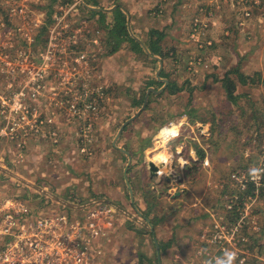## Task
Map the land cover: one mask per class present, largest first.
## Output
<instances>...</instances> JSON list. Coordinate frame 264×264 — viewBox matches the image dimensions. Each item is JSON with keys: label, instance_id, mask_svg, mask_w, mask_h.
<instances>
[{"label": "rangeland", "instance_id": "1", "mask_svg": "<svg viewBox=\"0 0 264 264\" xmlns=\"http://www.w3.org/2000/svg\"><path fill=\"white\" fill-rule=\"evenodd\" d=\"M160 1L0 0V192L24 196V181H34L52 185L57 195H107L122 204L130 229L144 234L153 225L146 217L171 213L175 204L168 201L182 193V167L189 172L190 195L213 207L191 264L203 263L197 259L203 227L215 218L232 223L242 213L244 264H264V185L244 180L243 187L234 177L249 179L264 163V0H197L193 11L169 7L161 14ZM124 24L126 34L113 33ZM154 29L164 34V59L155 56L163 60L161 77L169 83L150 94L117 140L132 159L129 186V155L113 141L140 110L147 90L165 85L156 76L159 60L146 51ZM226 75L236 83V102L227 97ZM176 119L173 128L163 127ZM84 144L90 153L81 151ZM195 159L202 165L192 167ZM151 161L156 173L163 172L157 179L150 176ZM198 178L213 184L196 187ZM159 195L169 200L154 204ZM141 199L149 217L139 214ZM232 200L235 209L227 206Z\"/></svg>", "mask_w": 264, "mask_h": 264}, {"label": "built area", "instance_id": "2", "mask_svg": "<svg viewBox=\"0 0 264 264\" xmlns=\"http://www.w3.org/2000/svg\"><path fill=\"white\" fill-rule=\"evenodd\" d=\"M163 11L161 8L160 14ZM191 36L198 33L193 31ZM81 151L90 153L86 144ZM261 167L249 179L239 173L234 177L243 187L247 182L264 185V163ZM23 185L28 189L24 196H4L0 192V264H103L105 252L100 242L115 231L125 213L121 203L102 195L81 196L76 190L57 195L51 192L52 185L34 181H24ZM235 205L232 200L227 206L235 209ZM245 214L232 223L215 218L211 226L203 227V244L197 254L202 264H231L236 258L244 264L248 252L239 244L246 241L240 236Z\"/></svg>", "mask_w": 264, "mask_h": 264}, {"label": "crops", "instance_id": "3", "mask_svg": "<svg viewBox=\"0 0 264 264\" xmlns=\"http://www.w3.org/2000/svg\"><path fill=\"white\" fill-rule=\"evenodd\" d=\"M196 1L197 0H170V2L167 3V6L165 3L161 4H164L163 8L165 12L169 7L176 8L179 11L183 10V8L191 9L193 11ZM187 4L189 7H186ZM187 9L186 11H189ZM138 26H140V24ZM124 129L123 131H125ZM202 146L207 151V148L204 147L203 144ZM193 153L196 155V150L193 151ZM145 160L147 162L146 155ZM196 160L197 159H195L192 167H195L197 163V167L202 165L201 163H203V160L197 161V163ZM205 161V166L210 165L209 158ZM4 164H2V166H4ZM176 169H178V167ZM162 173L150 176L157 179ZM187 175H189V172H187L186 169L182 167L178 169V176L181 177L179 179V184H182V193L177 192L176 196H171L170 201H168L170 204H175L174 207H172V210L175 211V213L171 210V213H169L168 216L160 217L159 215V217L153 219L150 218V221L153 223V231H144V234H137L136 231L130 229L132 223L127 224L126 221L123 220V217H121L122 220L116 225L115 231L108 238L100 242L105 252L103 264H174L176 262H178V264H191L194 257L192 250L194 249V244L197 243L200 227L203 223L208 221L210 217L209 210L213 207H211L210 203L205 199L203 202V198L200 199L190 195L189 189L192 188V185L190 187L187 185V179H189ZM167 180L169 182L170 178H167ZM176 181H178V179H176ZM138 184L137 187H140ZM192 184L196 187L201 186L204 188L210 187L213 182L212 178L203 181L202 178H198L193 181ZM78 192L81 196L90 195L85 191ZM105 196L108 198L107 195ZM157 199L159 202L169 200L165 196L159 195L154 204L158 203ZM121 200H124L122 196ZM130 200L131 202H134L132 201V198ZM148 207V202L142 199L139 201L140 209H138L143 215L149 217L148 213L150 210H146ZM155 237L159 242V248L155 242ZM160 248L162 253H160ZM255 257L261 258L260 256ZM171 260L172 263L170 262Z\"/></svg>", "mask_w": 264, "mask_h": 264}, {"label": "trees", "instance_id": "4", "mask_svg": "<svg viewBox=\"0 0 264 264\" xmlns=\"http://www.w3.org/2000/svg\"><path fill=\"white\" fill-rule=\"evenodd\" d=\"M117 27H119V28L115 29L116 31H114L113 33H115V32L118 33L119 32L121 34H126L125 24L124 25H117ZM149 35H150L149 39L147 40V47L149 48L151 54L152 55H160L164 59V56L162 55L163 54V52H162V50H163L162 39L164 37V34H162L161 31H159L157 29H154V30H151L149 32ZM133 42L135 44L139 45V43L137 41L133 40ZM238 74H239V79L241 80V82H243L244 84L249 83V80H248L249 77L248 76H245L243 73H238ZM259 75L261 76V74L257 73V76H259ZM161 76H163L162 73H161ZM260 78L261 77H259V79ZM155 82L161 84V82L158 81L157 79L155 80ZM255 82H256V80L252 78V83H255ZM263 83H264V79H263ZM223 85H224V87L226 89L227 97L229 98V100L231 102H236L237 101L236 100L237 97H236V93L235 92H236L237 88H236L235 81L230 76L226 75V77L223 80ZM171 87H173L172 83L170 84L169 88H171ZM142 102H143V98H142L141 103ZM128 126H126L125 129Z\"/></svg>", "mask_w": 264, "mask_h": 264}, {"label": "water", "instance_id": "5", "mask_svg": "<svg viewBox=\"0 0 264 264\" xmlns=\"http://www.w3.org/2000/svg\"><path fill=\"white\" fill-rule=\"evenodd\" d=\"M130 21H128V24H130L129 23ZM130 26V25H129ZM143 45H145L143 42H141ZM146 51H147V53L149 54V55H151V52L149 51V49L146 47ZM153 58H156V59H158L159 60V62H160V67H159V69H158V71H157V74H156V76H157V79L158 80H161V81H164L165 82V85L162 87V88H160V89H155L154 87H150L148 90H147V93H146V96H145V99H144V102H143V105H142V107L140 108V110L135 114V115H133L132 117H130L129 119H127L123 124H122V126L120 127V129H119V131H118V133H117V135H116V137H115V139H114V141H113V145H114V147H116V148H118V149H120L121 151H123V152H125V153H127L128 155H129V152L126 150V149H124V148H122V147H120V146H118L117 145V140H118V138L121 136V134H122V131H123V129L129 124V123H131L132 121H134L140 114H141V112L146 108V106H147V104H148V99H149V96H150V94L151 93H159V92H161V91H163V89L167 86V84L169 83V80L167 79V78H163V77H161V71H162V68H163V60L160 58V57H158V56H155V55H151ZM131 161H132V159H131V156L129 155V162H128V165L126 166V168H125V178H126V181H127V184L130 186V182H129V179H128V176H127V173H128V168H129V165L131 164ZM150 172H151V176H154V175H156L157 173V166H156V164L153 162V161H151L150 162ZM133 191V190H132ZM131 198H132V201H134V198H133V194L131 193ZM139 214L140 215H142V213L139 211ZM146 220L150 223V220L146 217ZM150 225H151V230L153 229V225L150 223ZM153 231V230H152ZM155 242H156V244H157V246H158V248H159V242H158V240H157V238L155 237Z\"/></svg>", "mask_w": 264, "mask_h": 264}, {"label": "bare ground", "instance_id": "6", "mask_svg": "<svg viewBox=\"0 0 264 264\" xmlns=\"http://www.w3.org/2000/svg\"><path fill=\"white\" fill-rule=\"evenodd\" d=\"M178 120L176 119V120H174V121H171V122H169V123H167L166 125H164L163 127H165V126H169V127H171V128H173V125L177 122ZM179 122H182L184 125H185V122H184V120H180ZM162 127V128H163ZM161 128V129H162ZM177 136H179V135H177ZM177 136H174V137H170V136H168L169 138H176ZM169 140H171V139H169ZM182 160V164H185L186 162H187V160H185V159H181ZM184 161V162H183ZM167 164V163H166ZM168 166H171V165H168Z\"/></svg>", "mask_w": 264, "mask_h": 264}]
</instances>
